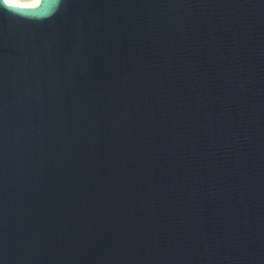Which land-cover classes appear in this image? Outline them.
<instances>
[{"label":"water","instance_id":"water-1","mask_svg":"<svg viewBox=\"0 0 264 264\" xmlns=\"http://www.w3.org/2000/svg\"><path fill=\"white\" fill-rule=\"evenodd\" d=\"M0 264H264V0H0Z\"/></svg>","mask_w":264,"mask_h":264},{"label":"clouds","instance_id":"clouds-1","mask_svg":"<svg viewBox=\"0 0 264 264\" xmlns=\"http://www.w3.org/2000/svg\"><path fill=\"white\" fill-rule=\"evenodd\" d=\"M5 2L9 6H20V7H32V6H34V4H32V5H22V4H19V0H5Z\"/></svg>","mask_w":264,"mask_h":264},{"label":"bare ground","instance_id":"bare-ground-1","mask_svg":"<svg viewBox=\"0 0 264 264\" xmlns=\"http://www.w3.org/2000/svg\"><path fill=\"white\" fill-rule=\"evenodd\" d=\"M40 0H19V4L22 5H32L36 6ZM33 7V6H32Z\"/></svg>","mask_w":264,"mask_h":264}]
</instances>
